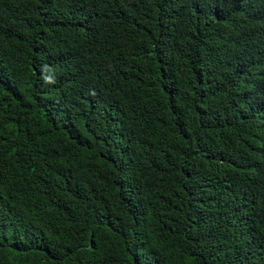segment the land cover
Instances as JSON below:
<instances>
[{"label": "trees", "instance_id": "16d2710c", "mask_svg": "<svg viewBox=\"0 0 264 264\" xmlns=\"http://www.w3.org/2000/svg\"><path fill=\"white\" fill-rule=\"evenodd\" d=\"M0 264H264V0H0Z\"/></svg>", "mask_w": 264, "mask_h": 264}]
</instances>
